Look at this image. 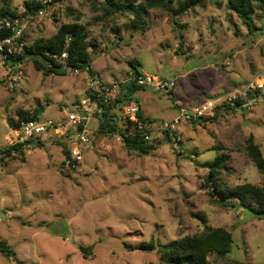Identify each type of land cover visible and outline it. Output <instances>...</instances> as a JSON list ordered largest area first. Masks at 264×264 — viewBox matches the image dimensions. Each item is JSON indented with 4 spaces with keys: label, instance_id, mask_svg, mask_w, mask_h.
Wrapping results in <instances>:
<instances>
[{
    "label": "rangeland",
    "instance_id": "374dc122",
    "mask_svg": "<svg viewBox=\"0 0 264 264\" xmlns=\"http://www.w3.org/2000/svg\"><path fill=\"white\" fill-rule=\"evenodd\" d=\"M99 1H53L30 19L23 31L27 43L53 35L62 22L83 23L94 43L92 72L44 73L28 58L19 88L9 90L0 65L1 148L14 136L7 117L38 109V118L65 120L66 110L89 95L95 73L110 80L137 69L175 79L171 93L144 86L135 94L142 114L158 125L180 105L216 96L219 104L199 120L180 121L171 140L153 131L154 146L146 153L126 148L118 131H101L98 117L89 122L86 147L74 165L63 152L69 135L0 152V240L15 251H0V264H180L162 259L157 245H138L199 233L201 216L232 236L225 255L208 254L211 264H264V216L212 200L205 185L208 161L219 153L227 154L217 175L221 185L263 181L246 139L252 135L264 155V8L254 7L252 30L226 0H203L178 14L146 7L144 22L133 26V11L106 14ZM1 4L18 14L24 9V0ZM251 83L263 86L248 89ZM229 92L241 104L221 100ZM113 110L122 127L119 105Z\"/></svg>",
    "mask_w": 264,
    "mask_h": 264
},
{
    "label": "trees",
    "instance_id": "16d2710c",
    "mask_svg": "<svg viewBox=\"0 0 264 264\" xmlns=\"http://www.w3.org/2000/svg\"><path fill=\"white\" fill-rule=\"evenodd\" d=\"M53 1L58 0H52L51 2ZM51 2L48 1L46 4ZM174 2L175 0H146L145 2H136L135 0H127V2L124 0H100L99 4L106 14H111L114 11L126 8L130 9L134 12L132 25L137 26L144 22L146 7L159 6L171 11L173 14H178L194 4L203 2V0H180L178 6H174ZM216 2L220 3L221 0H216ZM225 2L227 7L233 10L243 22L247 24L250 30L255 27L251 18L254 7L257 5L260 6V8H264V0H226ZM44 5L45 3L43 0H24L22 14L36 13L43 8ZM5 15L14 16L18 15V13L11 10L7 4H1L0 19ZM10 33V28L0 24V38ZM67 36H70V39L66 43ZM19 39L23 41L22 49L13 56H9V60L11 61L21 60L24 62V60L29 58L33 61L34 66L37 69H41L44 73H66L70 68L74 67L92 72L90 64L93 55L90 53L89 47L94 43L92 39L88 37V31L83 23L77 21L62 22L53 35L46 38L39 37L29 43L25 42L23 34ZM64 48H66L68 54L66 65L58 62L55 58V55L59 54ZM138 73H140V71L135 69L134 74ZM143 88V86L129 81L122 86L121 93L114 99L113 105H120L122 102L128 101L131 98L135 99V92ZM171 92L172 90L168 93ZM95 93L96 91L91 88L88 90L90 96H95ZM233 100L236 105L241 104L238 98H234ZM100 104L102 108L97 114V117L101 131L105 133L118 131L126 148L135 150L139 154L146 153L153 148V141L144 139L135 127H133V131L129 132L128 128L131 125L118 126L115 122L116 113L111 108V105H106L102 102ZM225 104L228 105L227 103ZM217 106L218 105H216V107ZM37 110L29 114L19 109L17 111V118L7 117V121L10 126L15 127L22 119L36 117ZM138 116L150 120L142 114L141 109L138 111ZM200 118H202V116L196 119L199 120ZM209 118H212V116H209ZM164 135L168 140L172 139V132L168 129L164 130ZM37 142L40 143L41 140L38 139ZM21 147L22 143H10L0 148V152L10 154L13 149H20ZM246 150L258 171L264 174V155L259 145L254 141L252 135H249L246 139ZM63 152L65 157L69 159L67 146L63 147ZM226 160L227 154L219 153L211 161H208V172L205 175V185L209 187V194L212 200L230 207L239 204L246 207L258 217L264 216V177L261 184L245 181L234 185H221L218 182L217 175L220 167L227 166ZM200 218L203 220L204 225L202 231L199 233L186 234L160 244L155 243L153 240L142 241L138 246L146 250H152L157 245V248L160 250L161 258L167 262L180 264H211L207 257L208 254L215 251L218 255H225L230 250L232 236L230 231L225 227L212 226L206 222L205 217L201 216ZM0 251L8 256L15 253L5 240H0Z\"/></svg>",
    "mask_w": 264,
    "mask_h": 264
},
{
    "label": "built area",
    "instance_id": "2783aa9c",
    "mask_svg": "<svg viewBox=\"0 0 264 264\" xmlns=\"http://www.w3.org/2000/svg\"><path fill=\"white\" fill-rule=\"evenodd\" d=\"M45 5L39 11L33 14H18L14 16L5 15L0 19V24L11 29V33L0 38V65L4 68L5 84L9 90H16L20 85V78L23 73V62L21 60H9V56L22 49L23 41L20 36L23 34L24 29L27 27L30 19L37 14L46 12V2L50 0H43ZM70 36L66 37V43L69 41ZM67 50L64 48L59 54L55 55L58 62L66 65L67 63ZM79 67L70 68V71L79 72ZM129 81H133L137 85L157 89L163 92H169L175 87V79L158 76L148 72H140L138 74H130L120 79L112 78L106 80L101 78L98 74L91 75L90 85L91 89L96 91L95 96H85L80 104H77L72 109L66 110V119H52V118H38L29 117L20 120L19 124L14 129V136L10 143H22L24 145L31 139L44 138L48 136L69 135L68 143L69 162L72 165L81 160L83 149L86 147L88 140V125L89 122L97 117L102 106L101 102L106 105L114 107V99L120 94L122 86ZM262 83H251L248 85L250 88H262ZM237 95L229 92L224 97L226 102L234 103V98ZM220 98L204 99L191 106L180 105L178 113L170 120H162L158 125L153 120L143 119L138 116L140 105L136 99L131 98L128 101L122 102L119 105L124 125H133L143 136L144 139H151L152 132L158 131L160 134L168 129L173 132L180 121L191 119L192 117L199 118L200 116L212 114ZM222 102V101H221ZM92 107V108H91ZM88 126V127H87ZM71 132V136H70ZM1 148V147H0ZM14 150V149H13ZM12 150V151H13Z\"/></svg>",
    "mask_w": 264,
    "mask_h": 264
},
{
    "label": "water",
    "instance_id": "95a60500",
    "mask_svg": "<svg viewBox=\"0 0 264 264\" xmlns=\"http://www.w3.org/2000/svg\"><path fill=\"white\" fill-rule=\"evenodd\" d=\"M81 250H82L83 252H86V248H85V247H82Z\"/></svg>",
    "mask_w": 264,
    "mask_h": 264
},
{
    "label": "crops",
    "instance_id": "0c3cea01",
    "mask_svg": "<svg viewBox=\"0 0 264 264\" xmlns=\"http://www.w3.org/2000/svg\"><path fill=\"white\" fill-rule=\"evenodd\" d=\"M135 94H137V92H135ZM135 97H136V96H135ZM13 128H14V127H13ZM12 137H13V136H12ZM12 137H10V139H9V140H10V142H11V140H12Z\"/></svg>",
    "mask_w": 264,
    "mask_h": 264
}]
</instances>
